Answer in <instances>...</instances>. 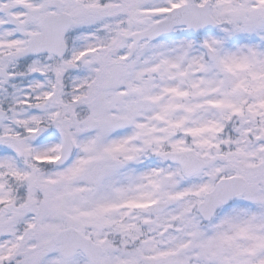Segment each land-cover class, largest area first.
<instances>
[{
	"label": "rangeland",
	"instance_id": "rangeland-1",
	"mask_svg": "<svg viewBox=\"0 0 264 264\" xmlns=\"http://www.w3.org/2000/svg\"><path fill=\"white\" fill-rule=\"evenodd\" d=\"M48 1L0 0V8H12L0 11L1 49L24 48L25 37L37 31L40 20L49 14ZM185 1L65 0L76 30L71 37L74 50L62 66L67 80L59 86L51 75L56 71L51 59H36L26 82L5 86L0 103L15 109L0 121V189L9 181L1 167L15 174L18 164L22 176H29L22 179L28 183L26 187L36 186L46 194L40 207L44 216L38 239L32 243L36 253L23 264H87L81 255L58 259L53 238L64 220H77L64 215L66 198L78 196L88 183L101 188L102 179L94 177L93 171L103 165L108 169L104 173L130 179L134 205L157 198L163 181L167 182L166 194L182 199L165 216L180 213L187 234L195 236L194 249L150 264H186L189 258L204 260L203 264H255L251 261L254 254L258 255L256 264H264V0H218L213 14L221 26L216 31L197 36L178 29L171 38L142 42L137 52L127 57L130 34ZM92 26L98 28L77 33L81 27ZM204 43L215 50L213 62L204 52ZM9 61L0 64L9 66ZM116 61L118 64L110 66ZM252 96L255 104L243 117L241 102ZM78 98L85 100L90 111L80 122L66 126L79 146L74 159L43 173L33 172L24 158L50 163L60 155L59 106ZM175 130L177 137H173ZM126 143L134 153V162L127 164L126 171L107 167L120 151L126 153ZM163 146L202 155H211L224 146L234 152L227 162L187 177L178 165L158 157ZM235 171L248 180L242 201L224 209L209 224L198 209L191 217L192 209L214 190L219 175ZM98 189L89 194L90 203H99L102 198L105 204L109 202L111 194L102 187L104 197L99 198ZM10 226L0 220V235L9 232ZM77 228L83 232L85 227ZM5 246V239L0 237V263ZM107 246L104 264H144L142 250L116 256L111 253L114 247ZM164 250L170 252L168 244Z\"/></svg>",
	"mask_w": 264,
	"mask_h": 264
},
{
	"label": "flooded vegetation",
	"instance_id": "flooded-vegetation-1",
	"mask_svg": "<svg viewBox=\"0 0 264 264\" xmlns=\"http://www.w3.org/2000/svg\"><path fill=\"white\" fill-rule=\"evenodd\" d=\"M36 1L39 2L40 0ZM49 1L48 7L50 10L48 15L59 13L57 8L49 4ZM63 1L65 2V0ZM10 10H12V8ZM64 11H67L66 3ZM27 36L25 37L26 44L28 40ZM71 49L72 51L74 50L72 46ZM18 50H20V47L18 48L17 46L11 47L10 50L1 49L0 46V63L5 59L10 60L9 66L0 64V67H9V69L12 70L10 73H14L20 69L23 70V67L29 64L30 59H35L34 57H25L16 60L15 54ZM45 58H51V66L55 64L63 66V59L59 60L54 56H47ZM7 74L5 73V75ZM0 80L3 81V79ZM81 120L79 114H74L66 119V125L71 126V122L76 123ZM173 137H177V133H175ZM250 142L253 141L250 140ZM121 145L123 144L119 143V146ZM128 145L129 143H126L124 146L127 148L126 153L124 154L120 151L119 155L111 159L112 164L107 167H112L115 171H126L128 169L127 164L133 163L135 159L133 157V151H130V148L126 147ZM223 151L229 156L226 147L223 148ZM96 164H98V162L95 163V166ZM101 168L96 167L94 171L98 172L97 176L99 175V179H102L99 186H101V188L103 187L111 194V200L105 204L102 198L104 195L102 191H104V189L99 188L96 196L102 199L99 203L95 204V201L90 203L89 194L97 189L98 184L94 183L92 188H87L89 183L85 184L83 190L79 191L78 196H73L74 198H71L69 195L66 198L67 205L63 213L67 216V219L76 218L77 220L70 222L64 220V227L84 226L85 228L83 231L85 236L103 245H111L114 247L111 253L114 252L116 256L133 254L135 250H142L144 253V264H150L154 262V260L160 263V261H166L168 258L171 259L192 252V249H194L193 242L195 236L193 237L187 234L186 226L182 225L185 221L182 219L180 213L176 212L173 215L165 216V213L169 212V210L175 208L180 203L179 199L177 204L157 214H150L147 207L141 209L136 207V210L133 204L134 194L132 189L129 188V184L131 183L130 179L126 178L123 180L120 177H115L109 172L104 173V171L108 170L104 168V165ZM97 169H101V172ZM13 180L15 181V178H13ZM166 189L167 187L162 189L157 199H165L171 196L165 193ZM30 191L32 190H26L25 192L27 193L23 194L24 192H22L21 189L15 187L11 188L10 186L0 190V220L1 222L11 224L9 232L0 235V237L5 239V248L7 247L5 254L12 258V264H15V260L19 262L20 260H25L34 256L36 253V248L32 243L36 242L38 239L39 227L37 229V221L41 222L44 216V210L36 206L34 194L31 193L29 197H27ZM243 198L244 195L235 198L231 205L223 206V209L239 203ZM70 205L73 206L69 207ZM92 205L95 207L91 208ZM195 214L194 211L190 216H195ZM136 217L140 219L135 221L134 219ZM24 219L30 220L31 224L24 221ZM143 221L151 222L152 226L144 227L142 225ZM182 240L185 241L182 242ZM168 241L171 243L169 244ZM166 244H168V249L170 251L168 253L164 250ZM172 245L173 247H171ZM183 245H185L184 248L182 247ZM55 246H57L56 248L58 249L57 258L62 259L63 256L59 246L56 244ZM53 255L54 254H50V256ZM80 255L86 258L88 264H92L83 253H80ZM257 258L258 255H255L254 260L257 261ZM63 260L69 259L63 258ZM188 260L186 264H197V262H194L196 260L193 258H189ZM19 264L21 263L19 262Z\"/></svg>",
	"mask_w": 264,
	"mask_h": 264
},
{
	"label": "water",
	"instance_id": "water-1",
	"mask_svg": "<svg viewBox=\"0 0 264 264\" xmlns=\"http://www.w3.org/2000/svg\"><path fill=\"white\" fill-rule=\"evenodd\" d=\"M184 6L182 8L175 9L169 12V17L152 26L150 29L133 34L134 43L131 48V54L137 49L138 43L144 39L149 38L151 40L156 39L162 35H168L172 33V29L177 25L187 24L189 29L193 31H199L206 27H216L217 24L212 20L209 13L208 4L202 8H197L194 5ZM63 17V16H62ZM65 22L62 24L56 23L55 18L46 17L41 21V31L31 36L29 47L25 54H41V53H55L59 56L64 55L67 50L65 43V36L67 30L71 26V19L63 17ZM37 40V41H36ZM213 57V51H210ZM2 75L0 70V76ZM1 90V86H0ZM6 112L0 108V119H3ZM71 144L69 139L63 133V148L62 156L58 160V164L65 162L71 155ZM163 158L167 161L177 162L181 165L185 175H192L204 169L211 163L220 159H205L198 157L191 152H172L166 153ZM225 159V158H223ZM246 188V180L243 177H234L224 181H221L216 188V191L210 194L205 203L202 206V212L206 217H211L212 213L218 208L220 200L229 202L233 197L244 192ZM174 203V200L156 202L151 206L157 208L156 211L162 210L164 207ZM75 233V239L73 233ZM88 240V239H86ZM56 242L61 245V250L64 255L71 256L79 250L84 251L90 255L91 260L96 264L100 262V256L103 253V249L95 252V255L91 253V249L85 245V239L75 229H64L56 237ZM91 253V254H90Z\"/></svg>",
	"mask_w": 264,
	"mask_h": 264
},
{
	"label": "trees",
	"instance_id": "trees-1",
	"mask_svg": "<svg viewBox=\"0 0 264 264\" xmlns=\"http://www.w3.org/2000/svg\"><path fill=\"white\" fill-rule=\"evenodd\" d=\"M66 110V108H61L60 107V112H64Z\"/></svg>",
	"mask_w": 264,
	"mask_h": 264
}]
</instances>
